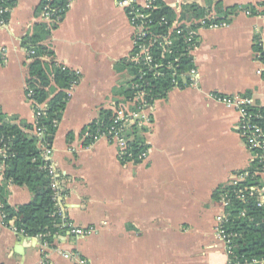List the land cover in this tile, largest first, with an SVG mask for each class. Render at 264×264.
Here are the masks:
<instances>
[{
	"label": "crops",
	"instance_id": "1",
	"mask_svg": "<svg viewBox=\"0 0 264 264\" xmlns=\"http://www.w3.org/2000/svg\"><path fill=\"white\" fill-rule=\"evenodd\" d=\"M160 1L178 15L195 6L217 16L218 4L235 11L225 27L198 30L196 83L155 101L140 164H122L107 138L85 146L82 135L102 109L122 100L119 91L132 79L122 68L134 51L125 9L117 0H74L45 42L56 62L80 77L54 136L52 164L62 217L88 232L63 233L45 247L5 226L0 213V264H74L64 253L90 264H227L216 231L224 207L214 194L247 171L254 155L237 131L238 112L214 96L253 98L264 109V0ZM41 2L16 0L0 29V109L32 125L26 93L32 49L25 38L45 22L37 13ZM2 171L0 165L2 199L11 207L30 203V190L3 185Z\"/></svg>",
	"mask_w": 264,
	"mask_h": 264
},
{
	"label": "trees",
	"instance_id": "2",
	"mask_svg": "<svg viewBox=\"0 0 264 264\" xmlns=\"http://www.w3.org/2000/svg\"><path fill=\"white\" fill-rule=\"evenodd\" d=\"M69 0H42L37 9L38 14H42L45 6L48 4L50 11L54 12V17L64 18L68 11L67 4ZM16 0H0V6L9 7L11 10L15 6ZM264 7V2L260 4ZM252 13L256 14V9L251 8ZM235 8H226L218 4L216 9L215 22H222L234 13ZM155 20L152 27L153 34L168 33L169 27L158 24L163 17H167L171 25L178 20L184 22L181 27L174 32V45L172 52L166 54L163 58L162 51L155 48L153 53L158 62L168 64L169 62L179 66L181 73H187L195 68L194 59L190 53V45L186 42L188 30L184 27L186 23H192L205 17V11L195 6L185 7L180 15L172 9L165 6L160 0L154 3L152 10ZM264 14V10L262 12ZM58 23L48 24L42 22L36 25L35 32L25 38V46L32 49L35 54L28 66L27 91L32 92V107L37 110L38 105L46 106L45 113L39 118L37 127L44 131V139L51 144L54 136L63 119L69 96L67 90L73 83L79 82V75L64 66L58 64L54 57V52L45 44L51 39L52 31L57 28ZM192 49V48H191ZM262 52V49H260ZM264 60V52L262 53ZM123 69H128L132 79L119 91V103H126L133 100L137 90L136 84L143 86V89L149 94L147 101L154 104L155 101L166 98L168 93L174 88L184 89L185 83L181 80L178 84L173 82L172 71L164 69L163 76H156L154 72L147 74L139 79V67L131 62L123 61ZM119 69H121L119 67ZM189 82V81H187ZM119 105H117L118 107ZM139 107L135 103L132 110ZM115 119L113 109H102L99 117L90 125L84 128L83 137L87 134L90 137L84 141L85 146L94 144L96 137H101L110 130ZM264 125V122H263ZM35 125L20 120L17 116H8L2 113L0 109V165L3 167V185L11 183L17 186H25L32 193V200L28 204L16 207L9 206L1 197L0 202L4 208L5 214L3 223L9 228H14L18 232L28 237L44 236L42 242H47L51 247L54 245L57 237L65 230L63 226V217L56 209L52 184L53 181L49 173V164L42 157L40 140L33 132ZM148 128L135 124L128 132L126 138L129 144V153L131 156L122 158V164L143 162L141 155L148 152L149 145L146 142L145 134ZM261 165L254 161L247 170L250 176L240 184L246 188L250 186L262 185L261 177L254 176L253 173L260 170ZM246 172V171H244ZM243 172V173H244ZM232 187L226 185L215 191L214 198L221 201L226 192H231ZM230 220L227 228L231 232L238 234L235 239V254L239 258L264 259V208L257 206L255 198H247L245 202L233 198L230 207ZM245 213V215H243Z\"/></svg>",
	"mask_w": 264,
	"mask_h": 264
},
{
	"label": "built area",
	"instance_id": "3",
	"mask_svg": "<svg viewBox=\"0 0 264 264\" xmlns=\"http://www.w3.org/2000/svg\"><path fill=\"white\" fill-rule=\"evenodd\" d=\"M51 0H47L50 2ZM74 0H69L67 8L71 5ZM120 7L124 8L128 17V21L134 30V51L129 60L136 67H139V79H142L147 72H154L156 76H163L164 69L172 71V78L175 84L181 80L185 83V86H193L196 83V69H193L187 73H181L179 71V66L174 63L169 62L168 64H163L158 62V59L154 57V49L158 48L162 51V58L172 52V47L174 45V32L178 30L184 22L179 23L178 20L172 25L167 19L163 17L158 23L161 26L165 25L169 27L168 33L165 34H153L152 27L154 26L155 20L153 17L152 10L154 8V3L157 0H117ZM11 12L9 7L0 6V29L6 26L8 22V16ZM42 19L48 24H55L62 21V17H54V12L50 11V7L47 4L41 14ZM216 16L205 14L199 21L192 23H186L184 26L188 30L186 42L190 45V53L194 51L198 43V30L201 28H219L225 27L227 24L224 22H215ZM185 24V23H184ZM192 48V49H191ZM262 52L259 53L261 63L263 65L262 75L264 77V60H262ZM30 56H33L35 52L33 50L28 51ZM79 75V74H78ZM189 81V82H187ZM78 84L75 82L67 90V94L70 97L71 90ZM137 93L133 100L126 103H116L113 106L115 112L114 124L110 130L104 133L101 137H96L95 141L100 138H107L110 142L115 143L118 147L119 157L122 160L125 156H131L129 153V144L126 138L129 130L137 124L138 126L147 127L151 123V115L149 112L154 104H149L146 98L149 94L143 89V86L136 84L134 87ZM28 99L32 97V92L27 94ZM216 101L225 104L228 107L234 108L240 117L239 123L237 125V131L243 138L247 148L253 153L254 161H258L261 165L260 170L253 173L254 176H260L262 185L250 186L243 188L240 186L249 176L250 171L241 173L235 176L228 184L232 187L231 192H226L221 199V203L224 207V212L217 217V238L221 240L226 248L228 261L227 264H264V259H248L239 258L235 254V239L238 234L236 232H231L227 228V224L230 220L229 210L232 206L233 198L245 202L247 198H255L257 206L264 208V109L258 106L253 98L249 97H225V96H214ZM32 103V101H30ZM135 103L139 104L136 110L131 108ZM117 105H119L117 107ZM46 106L44 104L38 105L35 112V130L33 134L39 138L40 147L42 149V157L46 162H48L50 177L53 181L52 187L55 192L54 201L58 213L62 216L60 212V188L59 180L57 177L56 170L52 164L53 157V146L52 144L44 139V131L42 128L37 127L39 118L45 113ZM90 137L89 134L85 135L84 138ZM147 153L141 155V159L144 160L147 157ZM4 208L3 203L0 202V213L2 219H4L5 214L2 212ZM245 215V213H243ZM62 228L65 233L69 236L81 237L84 236L88 231L82 228L76 227L73 223L65 220L63 218ZM44 236L40 235L37 238L42 240ZM42 242V241H41ZM45 247H51L47 242H42ZM64 258L73 260L74 264H90L89 260L78 253H64Z\"/></svg>",
	"mask_w": 264,
	"mask_h": 264
}]
</instances>
